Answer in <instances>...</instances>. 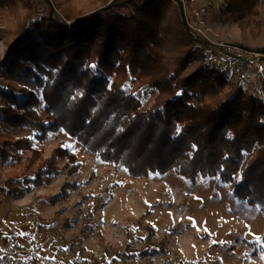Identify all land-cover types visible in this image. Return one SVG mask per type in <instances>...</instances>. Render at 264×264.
<instances>
[{
	"label": "trees",
	"instance_id": "1",
	"mask_svg": "<svg viewBox=\"0 0 264 264\" xmlns=\"http://www.w3.org/2000/svg\"><path fill=\"white\" fill-rule=\"evenodd\" d=\"M108 1L85 0L84 6L63 0L57 14L45 15L34 0H0V11L12 20L9 28L0 24L6 43L2 71L26 77L41 91L37 97L0 88L6 103L0 122L28 129L39 143L62 130L134 180L173 172L190 183H233L234 199L264 209V99L205 62L174 0H121L112 14L85 12ZM253 1L225 0L222 13L241 19L248 8L254 12ZM149 91L155 97L143 110ZM62 159L65 165L58 168ZM0 160L10 165L0 173L4 200H19L79 168L63 145L44 157L30 138L0 136ZM77 187L65 183L51 204ZM146 229L151 239V227ZM165 253L162 244L143 252Z\"/></svg>",
	"mask_w": 264,
	"mask_h": 264
},
{
	"label": "rangeland",
	"instance_id": "2",
	"mask_svg": "<svg viewBox=\"0 0 264 264\" xmlns=\"http://www.w3.org/2000/svg\"><path fill=\"white\" fill-rule=\"evenodd\" d=\"M34 1L45 15L57 14L63 2ZM80 1L86 6L85 0ZM120 1L97 3L85 12L112 14ZM174 2L186 31L204 50L205 62L224 71L228 82H240L244 91L264 99V0H254V12L247 6L241 19L222 13L225 0ZM11 21L2 9V28H9ZM5 50L3 38L0 88L10 86L40 97L33 81L9 78L2 71ZM154 97V91L144 94L143 110ZM4 107L0 98V108ZM37 110L46 117L42 106ZM0 136L30 138L35 149L44 150V157L63 145L79 163L76 173L66 171L19 200H4L0 194V264H264V209L234 199L233 183L222 184L215 178L190 183L173 172L134 180L96 159L62 130L39 143L28 129L0 122ZM65 162L57 160V167ZM9 169V162L0 160V173ZM68 182L76 183L77 189L68 191L66 200L51 204ZM150 227L151 239L146 229ZM160 244L165 254H143Z\"/></svg>",
	"mask_w": 264,
	"mask_h": 264
},
{
	"label": "snow or ice",
	"instance_id": "3",
	"mask_svg": "<svg viewBox=\"0 0 264 264\" xmlns=\"http://www.w3.org/2000/svg\"><path fill=\"white\" fill-rule=\"evenodd\" d=\"M90 67H91V68H95L96 66H95V65H91ZM179 131H180V129H179V127H177V134L179 133ZM229 135H230V134H229ZM189 219H191V218H189ZM257 239L259 240L260 237H257Z\"/></svg>",
	"mask_w": 264,
	"mask_h": 264
},
{
	"label": "built area",
	"instance_id": "4",
	"mask_svg": "<svg viewBox=\"0 0 264 264\" xmlns=\"http://www.w3.org/2000/svg\"><path fill=\"white\" fill-rule=\"evenodd\" d=\"M182 15V14H181ZM184 21V20H183ZM185 24V23H184Z\"/></svg>",
	"mask_w": 264,
	"mask_h": 264
}]
</instances>
